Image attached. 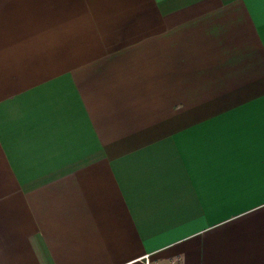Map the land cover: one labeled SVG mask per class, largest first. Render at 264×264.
Returning <instances> with one entry per match:
<instances>
[{
	"label": "crops",
	"instance_id": "1",
	"mask_svg": "<svg viewBox=\"0 0 264 264\" xmlns=\"http://www.w3.org/2000/svg\"><path fill=\"white\" fill-rule=\"evenodd\" d=\"M264 264L261 0H0V264Z\"/></svg>",
	"mask_w": 264,
	"mask_h": 264
},
{
	"label": "built area",
	"instance_id": "2",
	"mask_svg": "<svg viewBox=\"0 0 264 264\" xmlns=\"http://www.w3.org/2000/svg\"><path fill=\"white\" fill-rule=\"evenodd\" d=\"M146 264H149L148 261H147V259H146Z\"/></svg>",
	"mask_w": 264,
	"mask_h": 264
},
{
	"label": "snow or ice",
	"instance_id": "3",
	"mask_svg": "<svg viewBox=\"0 0 264 264\" xmlns=\"http://www.w3.org/2000/svg\"><path fill=\"white\" fill-rule=\"evenodd\" d=\"M262 3H264V0H261Z\"/></svg>",
	"mask_w": 264,
	"mask_h": 264
}]
</instances>
